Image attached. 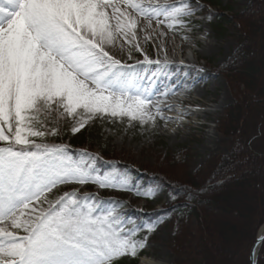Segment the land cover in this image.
I'll return each instance as SVG.
<instances>
[{
    "label": "snow or ice",
    "instance_id": "snow-or-ice-1",
    "mask_svg": "<svg viewBox=\"0 0 264 264\" xmlns=\"http://www.w3.org/2000/svg\"><path fill=\"white\" fill-rule=\"evenodd\" d=\"M193 14L187 2L0 0V264H113L146 246L147 236L135 238L144 226L77 189L36 207L61 185L117 183L96 175L90 160H73L67 146L33 138L57 135L46 127L53 113L72 122L73 134L97 116L153 120V97L129 94L128 66L106 46L134 36L137 16L175 27Z\"/></svg>",
    "mask_w": 264,
    "mask_h": 264
},
{
    "label": "rangeland",
    "instance_id": "rangeland-1",
    "mask_svg": "<svg viewBox=\"0 0 264 264\" xmlns=\"http://www.w3.org/2000/svg\"><path fill=\"white\" fill-rule=\"evenodd\" d=\"M211 1H155L156 4L165 6L187 2L194 7V14L183 18V26L177 23L174 27L175 29L181 28L182 31H179L181 32L180 36L176 35L177 31L169 33L176 41L175 43H188V46L182 48V56L190 57L197 67H207L206 69L198 68L188 77H185L186 69L181 68L180 65L187 62L184 59L180 61L179 58L173 56L167 57L168 64L165 66V72L168 74L173 67H179L184 75L175 78L178 86L181 84L186 85L187 90L193 93L194 99L197 100L194 104L185 107L175 105L173 111H170L171 114L178 115L179 118L174 119L180 124L179 129L176 123L166 121L167 119L161 115L160 109L157 112L153 107L147 110L152 115L153 120L146 123L139 120H130L127 117L97 116L94 119H89L76 134H81L90 129V132H92L90 134L93 135L95 130L96 133L98 132L99 143L95 147L86 145L79 149H86L84 150V160L91 161L96 175L110 178L114 183H117V186L101 187L95 183L84 185L65 184L50 193L46 201H41V204L36 206L47 208L49 203L54 202L64 192L77 189L82 194L93 195L101 202L103 207L115 206L126 218H131L135 224L144 226L143 230L136 233L135 238L143 239L147 236L146 246L135 257L125 256L115 260L113 264H132L133 260L139 255L141 256L137 264H202L205 253H197L199 250H196V246L198 243L200 244L198 241L201 239L199 230L208 221L204 213H213L210 218L211 221L208 222H212L218 232H226L221 226L222 223L232 222L231 218L222 215L223 211L217 210L216 206L220 202L217 201L218 204L216 205L211 203L212 206L205 202L207 201L206 196L229 187L228 185V187L225 185V188L216 187L217 184L222 183L216 179L222 176L220 174L213 178V169L216 170L217 167H220L221 162L224 163L227 160L228 164H231L230 168L240 169L241 171L249 166L250 159L254 158L255 161L257 159L258 162L264 160V153L255 151L257 145L255 139L258 135L256 137L254 135H261L260 130L253 132L256 126L251 125L252 129L248 128L246 140L249 141L250 149L248 148V154H245V158H243L242 154L240 156V153H234L235 150L233 151V149L241 143L239 141H243L244 136L228 134L224 125L229 109L234 108L237 104L239 105L245 95L242 84L228 75L229 63H233L238 59L245 66L237 72L246 73L247 71L256 74L258 69L261 71L259 75H264V57L260 56L262 54L257 47L260 44V51L263 49V44L260 43L262 40L258 43L257 36L249 38V34L246 33L250 30L242 28L246 20L244 21L236 16L242 14L243 11H247L251 17L248 20L249 25L252 23L256 25L257 23L260 28L263 22L264 8L261 3L255 6L253 4L254 0ZM215 4H220V6L216 7ZM221 12L227 18H219L217 15ZM154 25L164 27L162 22L157 20H155ZM253 29H255L254 26ZM255 31L258 30L255 29ZM260 32L262 38L264 32ZM205 33L209 34L213 47L211 52L201 54L200 58L195 60L193 54L201 50V46H197V43L204 38ZM152 35L153 37H147L148 48L154 54L153 58L149 59L148 50L141 46L144 39H133L132 34L126 36L131 46L114 58L119 60L122 66H128L122 67V70L129 69V81L131 82L136 79L135 72L132 71L135 66L140 65L146 74L151 72L149 64L160 62L156 55L157 53H164L166 47L164 45L157 46L158 38L154 32ZM244 38H246V41L248 40V46L243 44L245 42ZM126 57L131 62L124 63ZM170 60L176 62L173 67H171ZM160 70L162 71L158 66L152 70V81L148 80L150 81V89L148 88V90L162 83V80L157 79L158 77L156 79L153 77ZM201 74H203V77ZM199 75L201 79L199 78L198 83L195 84V78H198ZM167 76L166 80L171 83L174 73ZM258 79L259 76L255 79L256 88H264V84L259 82L261 78ZM144 83L145 81H137L135 85L144 86ZM158 91L156 90V93ZM250 94L254 96L253 93ZM152 97L149 100L150 102L155 101V96ZM159 104L162 105L163 103L160 102ZM181 109L190 114L177 113V110L181 111ZM192 112H198L199 114L194 115ZM246 115V119L251 122L253 116L249 113H246ZM48 118L49 123L54 122L65 127H72L70 121L61 120L58 122L55 113ZM258 127L259 125L255 129H258ZM210 136L215 138L213 144L208 141ZM69 156L73 159L71 154ZM173 157V160L177 161L174 162L175 164L179 162L178 166L171 164L170 161ZM190 174L198 176L197 181L201 183L202 189L199 190L196 187L194 188L192 184H187V179L190 180V176H187L186 180L182 179L183 175ZM176 177H179V179ZM211 180L213 181L211 182ZM118 182L126 183V187H121ZM210 185L213 188L206 190L207 186ZM260 189L262 190L263 187H260ZM260 189H257L256 192H260ZM200 191H202L201 194H199ZM148 192H152L153 195H145ZM200 201L205 202L206 205L203 202V207L207 211H204L200 206L199 208L202 210L199 212L193 211V207L200 205ZM245 220L247 221V218ZM262 220V223L256 227L254 240H250L248 236L241 239L244 247L239 253L235 251L238 255L236 259L240 264H250V249L256 241L255 238L264 230V215ZM232 223L235 224L234 220ZM151 225H156V230L149 233L147 228ZM127 226L132 227L131 224ZM188 232L192 233L191 237L186 236ZM18 234L23 235V230H19ZM227 249L230 251L229 247ZM263 250L264 241L259 247L258 257ZM213 264H225V262H213Z\"/></svg>",
    "mask_w": 264,
    "mask_h": 264
},
{
    "label": "trees",
    "instance_id": "trees-1",
    "mask_svg": "<svg viewBox=\"0 0 264 264\" xmlns=\"http://www.w3.org/2000/svg\"><path fill=\"white\" fill-rule=\"evenodd\" d=\"M207 2L211 0H206ZM264 8V0H254V5L260 4ZM211 4V3H210ZM216 7H219V5H216ZM219 18L227 16L221 12L217 15ZM239 19H243V29L247 28L250 30L247 31L246 34H249V38H254L255 36L258 37V43L260 40H262L261 45L263 44V49L260 51V44L257 45L259 52H261L262 57H264V36L261 38V32H264V16L262 17V24L260 25V28L253 23L249 25L248 20L251 19L250 15L247 11H243L242 14H239L236 16ZM249 18V19H248ZM242 22V21H241ZM253 26L255 29H253ZM260 32V35H259ZM248 39V38H247ZM246 46H248L246 41V38H244ZM243 40V41H244ZM244 49V48H243ZM246 50V49H245ZM264 63V58H263ZM228 72L229 76L233 79V77L239 81L240 84L244 87L243 93L245 94L242 97V102L240 104L235 105L234 108H230L229 112L227 113L226 122H225V131L228 132V134L235 135L239 134L240 136L243 135L244 139L240 144H237V147L233 149L234 153L238 152L240 153V156H244L245 154H248V150L250 149V145H248V128L252 129V126L259 125L258 129L254 128L255 130H260L261 135L255 134V151L263 152L264 153V88H256V78L259 76V82H262L264 84V75H259V71L257 69V73L254 74L245 72H237L241 70L245 65H242V61L236 60L233 61V63H229ZM254 74V75H253ZM258 75V76H257ZM255 80V82H254ZM248 93V94H247ZM253 93L254 96H251ZM250 96V97H248ZM246 113H249V115L253 116V120H247L246 119ZM49 121V118H48ZM224 123V122H223ZM253 123V124H252ZM250 124V125H249ZM255 124V125H254ZM46 127L48 129H51L55 127L57 129V135H45L43 138L37 137L35 138L37 143H46L49 145L55 144V145H65L67 146V151L69 154L73 156V159L76 161L84 160V155L86 149H79L83 148L86 145H90L92 147L98 146L97 143H99V137L98 132L96 133L95 130L93 131V135L90 133V129L84 131L81 134H73L70 131V128L67 126L60 125L59 123L54 122H48ZM91 138V139H90ZM249 148V149H248ZM245 158V156L243 157ZM174 157L171 159V164L173 165H179L175 160H173ZM86 161V160H84ZM264 160H260L259 162L255 161V159H250L249 166L245 170L240 169H232L230 168L231 164H228V161L226 160L224 163L221 162L220 167H217L213 169L212 177L215 178L216 176H219L221 174V178L216 179L217 181H221L222 183L217 184L216 187H222L225 188L227 185L228 188L221 190L217 193H214L210 196H206L207 201L206 204L211 203H217L218 206H216L217 210L220 209V211H223L222 215L226 216V218H231L232 222L234 220L235 224L231 221L227 223H222L221 226L226 230V232L217 231L214 226L212 225V222H208L213 216V213H204L206 215V218H208L207 224L203 225L201 229L199 230L201 233V239L200 244L198 243L196 246V250L199 252L197 253H205L204 259L202 260V264H213L218 262H225V264H240V262L237 261L236 257L238 256L236 252L238 253L241 251V249L244 247V244H242V240L244 237L248 236V238L251 240H254L255 230L258 225L262 223L263 215H264ZM172 166V165H171ZM184 174V173H183ZM187 176H190V180H188ZM179 179V177H176ZM183 180L187 179V184H192V186L195 188H198L199 190L202 189L201 183H198L197 175H183ZM215 180V182H216ZM213 180H211L212 182ZM181 182V181H179ZM210 183V182H209ZM226 185V186H225ZM212 186H207L206 190L208 188H211ZM260 187H263L261 190ZM213 188V187H212ZM211 188V189H212ZM257 189H260V192H256ZM198 191V190H197ZM202 191L199 192L201 194ZM197 196V195H196ZM204 201H200L197 207H193V211H200L204 209ZM205 204V205H206ZM202 207V209L199 208ZM209 206V205H208ZM214 208V207H213ZM204 211H207V209H204ZM235 214V215H233ZM247 218V221L245 220ZM223 220V219H222ZM221 220V221H222ZM211 221V220H210ZM252 231V233H250ZM192 233H187V237H191ZM229 247L230 251L227 249ZM234 247V248H233ZM236 251V252H235ZM200 255V254H199ZM140 256H137L132 264H137L139 262ZM219 260V261H217ZM237 261V262H236ZM258 264H264V250L258 257ZM122 264V263H121Z\"/></svg>",
    "mask_w": 264,
    "mask_h": 264
},
{
    "label": "bare ground",
    "instance_id": "bare-ground-1",
    "mask_svg": "<svg viewBox=\"0 0 264 264\" xmlns=\"http://www.w3.org/2000/svg\"><path fill=\"white\" fill-rule=\"evenodd\" d=\"M156 0H142V2L147 5L149 3H154ZM131 11V10H128ZM133 15H135V13H133ZM136 19L138 20V26L133 30L134 36L132 37L133 39H144L141 46L143 48H146V50H148V56L149 59L154 57V54L150 52V48H148V37H153L152 33H155V36L158 38V43L157 46L159 45H164L165 50L164 53H157V58H159V63L155 64H149L150 65V70L152 72V70H154L155 67H159V69H162V71L160 70L159 73H157L156 75H154L153 77L158 80H162V83L159 84L158 86H154L152 87L151 90H148V88L150 87V81L151 80V76L152 73H144L143 70L141 69L140 65H137L134 67V69L132 70L133 72H135L136 75V79L134 80V82L129 81L130 80V71L129 69L126 70H122L121 72L122 74L125 75V80H126V87L129 90V94H134L137 91H142V90H146L147 94L152 97L155 96V101L150 102L151 103V107H153L155 110H159L160 109V113L161 115H163L169 122L172 123H176L178 125V129L180 124L178 123V121H176L174 118H177L178 115L177 114H171L170 111H173V108L175 105L179 106V107H185V106H189L191 104H194L195 102H197V100L194 99V96L192 95L193 93H191L189 90H187L186 85L184 86V84H181L178 86L176 79L177 77L183 76L184 74L181 72V69L178 67H173L174 64H176L175 60L171 61V67L172 70L171 72H169L168 74L165 72V66L166 64H168L167 62V57L168 56H173L174 58H179V60H185L187 63H185L184 65H180L181 68L186 69V73H185V77H188V75H190L191 73L195 72L196 69L198 68H203L206 69L207 67L204 66H200L197 67L195 66V62L189 57H184L181 55V51L183 47L188 46L187 42H177L174 41V38L172 36H170L171 31H177L178 33H176L177 36H180L179 31H182L181 28H177L175 29L174 27H169V23H171L170 20L165 19L164 17L160 16L159 18H153L151 21L147 20V19H142L139 16L136 17ZM155 20L162 22L163 26H157L154 25ZM131 46V43L127 40V38L123 35H121L115 42V45L112 47H107L106 46V50L109 52L110 55L113 56V58L117 57L118 55L121 54V52H123L124 50H128V48ZM197 46H201V50L198 52H195L194 55V59H199L201 54L204 53H208L209 51L211 52V49L213 47L212 41L209 38V34L205 33L204 38L202 40H200L197 43ZM131 62V60H129L127 57L125 58L124 63H129ZM174 73V78L171 81V83H168V80H166V77H168L167 75H170ZM134 75V77H135ZM201 76L203 77V74H201ZM201 76L199 75L198 78H195V84L198 83L199 78L201 79ZM186 80V79H185ZM184 80V81H185ZM137 81H145L144 86L143 85H135V82ZM152 81V80H151ZM150 89V88H149ZM156 90H159L158 93H156ZM163 103L162 105H160L159 103ZM170 113V114H169ZM177 113H184L186 115L190 114L187 111H183L181 109L177 110ZM192 114L194 115H198V112H192ZM191 114V115H192ZM173 118V119H172ZM179 118V117H178ZM209 143L213 144L215 142V138L213 136H210L208 138ZM264 234V230H262V232L260 233V235Z\"/></svg>",
    "mask_w": 264,
    "mask_h": 264
},
{
    "label": "water",
    "instance_id": "water-1",
    "mask_svg": "<svg viewBox=\"0 0 264 264\" xmlns=\"http://www.w3.org/2000/svg\"><path fill=\"white\" fill-rule=\"evenodd\" d=\"M256 241L253 243L252 248L250 249V255H249V261L250 264H257V258L259 254V247L264 241V234L258 235L256 238Z\"/></svg>",
    "mask_w": 264,
    "mask_h": 264
}]
</instances>
